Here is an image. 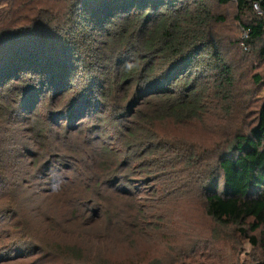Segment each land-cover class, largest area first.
<instances>
[{"label": "trees", "instance_id": "obj_1", "mask_svg": "<svg viewBox=\"0 0 264 264\" xmlns=\"http://www.w3.org/2000/svg\"><path fill=\"white\" fill-rule=\"evenodd\" d=\"M212 2L234 6L245 40L224 31L226 18ZM18 107L19 126L31 133L25 146L35 148L23 150L24 163L0 137V202L24 188L30 197L36 168L52 154L80 160L63 176L58 199L94 184L100 195L121 194L115 170L134 164L173 178L216 230L230 228L252 246L255 264H264V0H0V135L20 119ZM166 124L202 127L204 140L184 141ZM106 127L119 151L105 142ZM19 168L25 174L12 179ZM106 208L95 220L109 225L118 209ZM15 211L10 203L0 214ZM39 211L25 208V217L17 212L9 221L19 230L25 220V237L40 240L25 238L30 251L0 264H93L67 237L80 224L78 212L44 220ZM30 216L39 225L30 227ZM94 224L84 225L85 236L98 234ZM104 239L100 233L97 242ZM207 242L190 241L186 258L215 250Z\"/></svg>", "mask_w": 264, "mask_h": 264}, {"label": "rangeland", "instance_id": "obj_2", "mask_svg": "<svg viewBox=\"0 0 264 264\" xmlns=\"http://www.w3.org/2000/svg\"><path fill=\"white\" fill-rule=\"evenodd\" d=\"M212 5L226 18L225 25L228 29L224 26V31L232 34L235 38L242 39L244 32L240 25L233 20L234 6L218 8L213 2ZM18 109L20 119L14 116L12 125L8 126L9 129L5 128L0 137L10 141L11 147L14 145L17 147L16 153L19 161L25 163L23 150L25 149L24 153H27L33 151L35 147L25 146L31 145V133L27 132L28 128L19 126L18 121H24V117L21 108L18 107ZM75 110H81L80 106L77 105ZM166 126L172 128L170 124H166ZM167 131L176 134L184 141L187 139L196 144L204 140L203 128L198 126H193L191 129L176 127ZM114 134L113 130L106 127L105 142L108 139L107 145L114 151H119L121 148L118 142L110 140ZM122 155L121 159L126 157L124 153ZM76 159L79 158L76 157ZM78 161L80 160L60 159L59 156L52 154L36 168L37 182L32 187L33 194L30 197H25L24 188L23 194L19 195L20 191H17L14 193L17 195L11 197L7 203L0 202V210L7 212L10 203L16 210L12 216L7 213L0 214V263L9 256H16V253H24L26 249L30 251V248L26 247L28 242L25 241V238L34 241L40 240V235L35 233L27 234L25 237V220L24 227L19 230L12 229V224H9L11 220L16 221L17 212L18 217L22 218L23 215L25 217V208H40L38 213L44 216V220L63 211L65 216L70 215L72 211L78 212V218L79 216L82 218L78 222L80 224L67 237L70 241H74L75 245L88 250V258L93 261V264H98L102 258L119 264H255L254 261L258 256L254 255V250L247 241L232 236L230 228L216 230L215 225L205 218L196 199H187L188 197L179 192H185V190L180 188L178 190L177 186L173 185V178L166 175L157 176L152 172L153 169L144 172L145 168H135L134 164L116 169L115 174L119 170L118 179L113 181V185L118 186L115 188H118L121 194L112 195L109 192L110 195L102 189L100 195L95 189L96 184H94L93 186L88 185L89 189L75 187L72 189L73 192L64 195V198L61 195L58 199L54 193L59 190L62 182L66 181L63 176L72 174V171L67 170L69 166H74ZM24 174L25 169L19 168L15 170V175L11 178L22 177ZM217 179L219 189H221V177H217ZM1 187L0 183V195ZM172 189L175 191L172 192ZM40 191L46 193L40 194ZM71 194H73V198L69 199ZM32 196H34L33 199ZM101 198L104 200V204L100 202ZM47 199L50 200L45 202ZM98 205H102L103 210L95 214V211L91 209ZM111 206H116L118 211L113 212V221L109 225L101 224L103 218L95 220L96 215L103 217L107 212L106 207ZM135 211L141 213L137 214ZM94 214L95 217H92ZM28 221L30 227L39 225V221L31 216L28 217ZM90 221L95 223L93 229L98 233L96 236L95 232L90 236L83 234L84 225L90 224ZM215 230L216 234H213ZM100 233L105 236V239L97 242ZM202 236L207 237L209 247H213L215 250L186 258L188 249L185 247L192 240L200 242ZM105 244H107L108 255L103 257ZM99 254L102 258L97 260ZM181 254L183 257L180 256Z\"/></svg>", "mask_w": 264, "mask_h": 264}, {"label": "built area", "instance_id": "obj_3", "mask_svg": "<svg viewBox=\"0 0 264 264\" xmlns=\"http://www.w3.org/2000/svg\"><path fill=\"white\" fill-rule=\"evenodd\" d=\"M254 9L259 15L262 14L260 11L259 5L257 3H254ZM247 37H248V33L244 31L242 39L245 40ZM243 47H244V50H248V48L245 45H243Z\"/></svg>", "mask_w": 264, "mask_h": 264}]
</instances>
